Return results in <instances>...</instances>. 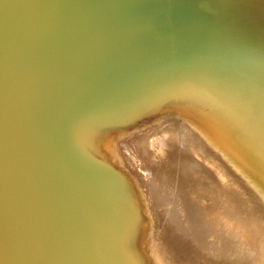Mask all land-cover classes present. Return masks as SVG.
Returning a JSON list of instances; mask_svg holds the SVG:
<instances>
[{"label":"water","instance_id":"1","mask_svg":"<svg viewBox=\"0 0 264 264\" xmlns=\"http://www.w3.org/2000/svg\"><path fill=\"white\" fill-rule=\"evenodd\" d=\"M235 1L0 0V264H121L117 175L92 141L262 58L264 3L231 19Z\"/></svg>","mask_w":264,"mask_h":264},{"label":"bare ground","instance_id":"2","mask_svg":"<svg viewBox=\"0 0 264 264\" xmlns=\"http://www.w3.org/2000/svg\"><path fill=\"white\" fill-rule=\"evenodd\" d=\"M263 3L264 0H261L260 4L262 5ZM260 52L261 51L258 49L257 53ZM261 55L262 53H260L259 57H257L254 60L255 63L253 62V65H249V68L246 67L244 70H236L235 72H231L232 76L229 78L228 76L230 75L228 73L224 71L215 70L214 71L215 76L213 78H205L200 80L188 79V81L178 82L175 85L174 90L169 89L164 91L165 96H162L163 99L173 98V97L175 98L185 97V99H189V102L191 104L190 108L195 107L196 110H198L197 113L198 115H200L199 117L187 111H185V114L189 116L192 120L191 127H189L188 129L192 130L193 128L194 133L192 131L193 133L192 135L194 136V141L195 139H197L199 144H195L194 141L191 140V137L184 138L183 134L178 135L179 132L178 126L175 119L173 118V113H179L180 109H172L171 111L165 110L164 112L158 114V118L154 117L156 118V120L152 122V124H154L153 127L146 126L143 132H139L135 136L134 135L123 136L125 139L130 140L136 138L139 141H140V135H147L146 137L148 139H150L151 137L152 139L156 138L153 140V143L151 144H148V142L143 143L144 147L141 150L140 154L138 153L142 166L143 167L145 166L146 169L151 168V170L153 168L152 172L150 170L151 175L152 173H155L153 174L155 176H152V179L155 184L154 190L150 191L148 189L150 199L147 197L148 198L147 202L149 204L151 203V199L154 196L155 197L159 195L162 196L163 194V196L165 197L163 186L166 187V184H168V182L170 181V177L171 175L174 174L175 170L178 171L175 172L176 175L178 177L181 175L182 176L181 179L183 178L184 182L185 180L186 182L187 180L189 181L191 180V182H193L197 175L201 177L203 176V178L205 177L206 179L207 178L206 175L207 174L210 175L209 172L210 170L208 171L207 168V174L205 172H202V169H204L205 171L206 166L209 165V163L207 164L205 159L201 157V155L203 154L204 157H207L209 159H215L217 163H214L212 161L211 162L217 165L219 162H222L224 159L226 160V162L232 163L236 168V170L238 171L237 174L238 178L236 179L235 177L233 178L235 179L234 182L236 184L235 185L236 189L234 188V191L236 190L235 192L237 193H235L234 195L233 192L231 199L228 200L229 191L231 192V190H233L231 188V186L233 185L232 184L233 180H232L231 183L232 185L228 186L230 187L228 188L229 189V191L227 192L228 194L224 192V195L227 194L225 196L226 200L224 199L225 201L221 199L222 197L221 194L223 195V193L219 195L216 194L224 202L227 201L226 204L231 200L232 206H231V210L228 209L230 211L228 210L225 211L224 209V213H222V217L220 216L216 218L217 216L216 217L214 216V219H212V220H216L215 221L216 224L217 223L220 224L222 221L225 222L223 226L221 224L222 226L221 231H219L221 234H217L215 231L217 230L216 228H219L218 227L219 225L216 228L213 227V231L211 229V232L217 234L214 235L212 233L214 237H212L211 234L209 235L207 231H204L202 233L200 232L201 229L204 230L208 225V224L206 226L202 225L204 223V219L201 220L199 218L200 215L199 217H196L198 216V214H196V216L193 214L194 216L192 218H190L192 215L190 217L186 215L182 218L181 216H179L181 214L180 207H182L183 209V204L185 203L184 201H186V199L184 200V198H187V196L185 197V195H187V193L184 191V189L186 190L185 187L183 189V193H186L184 194V198H181L180 196L182 195V193L180 195H178L179 193L178 194L176 193L178 198L179 199L181 198L180 199L181 201L178 199H176L175 201H179L180 204L179 202L177 203L181 206L179 207L176 204L174 205V203L171 204L173 205V207L177 208V209L173 208V210H170V214L172 216L177 217L176 222L169 221L166 215H164L160 211L155 212L150 208L151 210V211L149 210L150 220H151L150 222L154 221L155 226L160 227L161 229L159 232H157V234H156V230L150 232V237L147 240V244L148 241L151 242L150 247H152L153 250H151L150 252L151 254L150 259L155 264H219L220 262L219 260L223 261L226 259L227 256L231 254L236 256L235 259L238 264H264V189L260 188L257 184L258 181L257 176H263L264 178V113L261 110L262 108H264V100L258 98V102H255L253 111H250L251 110L250 104H247L248 106L242 105L248 103V101H251L253 99L252 98L253 91L256 90L257 95L260 94L261 90L259 88L264 83V55L262 58H260ZM239 63L240 64L237 67L242 66L241 62ZM253 83H256L258 87H255V89H253L252 88ZM214 93L218 94V96L212 97V99L206 98L213 96ZM219 95H222V97H219ZM229 96L231 98H229ZM226 97L228 98V100L226 99ZM162 98H160L161 101L163 100ZM206 99L207 100L211 99L212 103L211 104L207 103V101H205ZM230 102L235 103V105L237 106L232 105ZM159 103L161 102L159 101L157 103H154L152 106L154 107L156 104ZM143 106L144 104L140 107L141 109L136 110L137 112L136 115L133 117V119H135L140 114L147 111L148 109L152 108V107L146 108L147 106L142 108ZM160 126H163L164 131H168L165 135L159 134L160 132L158 133L156 132L158 131ZM181 128L183 129V126H181ZM149 146L153 147L154 149L153 153L149 151L150 150ZM199 150H201L202 152L201 155ZM136 151L138 152V150ZM143 153H145V155ZM119 156H120V152H119ZM152 157H154V159H156L157 161L158 167L156 168H162L161 169L162 171L170 168L171 173H167L166 176L162 174L165 178L160 174L161 175L160 177L158 172L159 170L158 169L154 170L155 167H151V166H155L152 161ZM201 161L202 162L205 161L206 164L201 163ZM119 163L121 164V162ZM244 165H246V167L252 168L254 174H249L247 172H244L241 169ZM209 166L213 168V166L211 165ZM184 171H188L190 173L189 176L186 175ZM225 171L227 170H224L223 172ZM218 172H221V168L220 170H218ZM218 172L216 173L217 175ZM227 174H224V176ZM145 176H148L147 173ZM230 177L232 178V176ZM167 178H169L168 182H167ZM218 178L216 179L217 181L215 180L216 182L220 180V178L219 179ZM240 178L241 180H239ZM181 179H179V181H181ZM196 181H195L196 183H200L199 182L200 177H199V181L198 179H196ZM215 181L212 182L209 180V183L207 182L205 183L209 185L211 182L213 184ZM220 181L222 182L223 180ZM171 183L173 185L174 182L172 181ZM175 183L177 182L175 181ZM188 183L190 185V182ZM188 183L185 184L187 185ZM219 184L222 185V183ZM229 184L230 183H228V185ZM200 185L197 188H194L192 186L193 189H195V191L189 188V190L191 189L190 193L192 194L193 197L197 196V194L198 196L200 195L198 190H196L201 187ZM217 186L220 187V185ZM207 187H204L205 190ZM211 187H209V191ZM219 187L218 188L216 187L214 190L219 189ZM222 187H224V184L221 186V188ZM177 188H179V186ZM180 189L182 191V188ZM180 189H176V191L180 192ZM225 189L227 191V186L225 187ZM201 190L205 192L203 188L199 189V191ZM212 191L209 192V194L215 193V191L214 192ZM221 192H223V190H221ZM206 193L208 194V189L206 190ZM172 195H174V193ZM188 196H189L188 198L190 199L191 195L188 194ZM201 196H203V194ZM206 196L207 195H204L205 198H207ZM218 196L216 197L218 198ZM232 197H234V199H232ZM201 198L202 197H200V199ZM205 198L204 200H207V202H209L208 205L209 206L210 204L212 205L211 201L210 200L208 201V199ZM212 199L213 197H211V200ZM195 201L196 200L193 199L191 202H195ZM196 202L200 203L201 201L199 202L196 201ZM217 202L215 204L213 203V205L215 206ZM219 203H221V201H219ZM184 205L186 206V204ZM220 205L218 204L219 207ZM202 206L200 207V210L204 208H205L204 210L209 209V206L207 207V204L206 207L203 206L204 208H202ZM212 206H210V208H212ZM189 211L191 212L192 209L188 207V212ZM207 213H210V211H207ZM208 216H212V214ZM209 224L211 225L212 223ZM229 226H232V228L236 229V231L240 228L239 233L237 234L236 232L233 233L229 232L227 230V227ZM177 227H179L181 232L183 233V234L181 233L182 234L181 236L177 235L174 232L171 233L173 228H177ZM183 235H185V237ZM173 237H176L178 239V242L176 244L173 242ZM209 237L213 240L208 239ZM185 238L186 240H184ZM225 242L231 245L233 244V246L229 245L228 247L226 245V249H223L224 245L222 246V244ZM181 243L186 254L191 257L184 256L182 252H180L177 249V246L181 245ZM250 243L254 245H251ZM190 244H192V246H189ZM194 246H196V248H194ZM255 246L257 248H255ZM193 254L196 257H192Z\"/></svg>","mask_w":264,"mask_h":264},{"label":"rangeland","instance_id":"3","mask_svg":"<svg viewBox=\"0 0 264 264\" xmlns=\"http://www.w3.org/2000/svg\"><path fill=\"white\" fill-rule=\"evenodd\" d=\"M246 2H247V0H239L238 2L237 1L234 2L233 8H231V11H232V15L230 16L231 19H233L234 14L241 15V14L244 13L245 16L251 15L252 12H250L248 10V7H247V3L248 2L247 3ZM208 32H204L205 36L208 35ZM193 48L197 49V46H193L192 49ZM171 56L172 57L175 56L174 57V59H175L176 57H180L181 55L178 54V53H172ZM192 67H197V65L193 64ZM206 98H209V97H206ZM205 101H207V103H209V104L212 103L211 99H208V100L206 99ZM190 107H191V104L189 102V99H185V97H179L177 99H172V100L165 101L164 103H162L160 105H157V106L149 109L148 111L142 113L141 115H139L137 118H135L133 121L127 123L126 125L116 126L114 128L107 129V131H105V132H99L95 136L93 141H92V145L95 147L96 150H98L99 158H101L100 161H104L105 164L108 166V168L111 169L117 175V176H112V186H114V187L117 186L118 196H119V201H120V209L122 210L121 211V216H124V217L123 218L121 217V219L119 220V224L114 227V229L120 234L119 238L116 239L118 252H116L114 250V247H112L111 252H112L113 255L118 253L119 255L122 256L123 252H121V251L122 250L126 251V257H125V259H122L121 264H124L123 261H126L125 264H155L150 259V256H151L150 252H151V250H153V248L150 247L151 246V244H150L151 242L150 241H148V244H147V240L150 237V232L156 230V234H157V232H159L161 229H160V227H156L155 226L154 221L150 222L151 220H150L149 210L151 208L155 212L160 211L161 213H163L164 215L167 216L169 221L176 222L177 221L176 220L177 217L176 216H172L170 214V210H173V208H176V207H173V205H171V204L174 203V205L176 204V205H178L180 207L181 206V205H179L180 202L179 201H175V200L176 199L180 200L181 198H184V194H186V193H187V195H185V197L187 196V198H188L189 197L188 194L191 195V196H190V199L188 198V200H187V198H184V200L186 199V201H184L185 202L184 204H186L187 208L183 204V209H182V207H180V213L181 214L179 216H181V218H182V217H184L186 215L189 216V217L192 215L190 217V218H192L194 215L196 216V214H198V216H196V217H199V215H200L199 218L201 220L204 219V223L202 225L206 226L208 224L204 230H202V229L200 230L201 233L204 232V231H207L209 235L210 234L212 235V237H214V235L216 233L217 234H221L219 231H221V227L223 226V224H225V222L222 221L220 224L219 223L216 224L215 223L216 220H212V219H214V216L215 217L217 216L216 218H218L220 216L222 217V213H224V209H225V211L228 210V209L231 210L232 201L230 200L227 204H226L227 201L226 202H224V201L226 200L225 196L228 194L227 192L229 191L228 188H230L228 186H231L233 184L231 186V188L233 190H231V192L229 191L228 200L231 199V196H232L233 192H234L233 193L234 195H235V193H237V192H235L236 190L234 191V188L236 189V187H235L236 184H235L234 180L236 178H238V175H237L238 171L236 170V168L234 167V165L232 163L226 162V160L223 159L222 162L218 161L220 163V164L218 163V165H219L218 166L217 164H214V163H217V161H215V159H209L207 157H204L203 156L204 154L201 155L202 152H201V150H199L201 157L203 159H205L207 164L209 163V165L213 166V168H214L213 169L209 165H207L208 167L206 166L205 171H204V169H202V172H205L207 174V168H208V171L210 170L209 171L210 175H212L213 177L208 175V174L206 175L204 173L207 176L206 179L208 181L205 179V177L203 178V176L201 177V176L197 175L195 179L192 178V179H194L193 182H191V180L190 181L187 180V182H186L185 179L187 177L184 179L185 180V182H184L183 178L181 179V177H182L181 175L179 177L176 175L175 172H178V171L175 170V172L173 171L174 174L171 175V177H170V181L172 180L174 182L173 183L174 186L171 183L172 181L171 182L169 181L170 183L168 182L169 178H167L168 184H166L167 183L166 182L165 183L166 187L163 186L165 197L163 196V194H162V196L161 195H159L157 197L154 196V197H152L151 203L149 204L147 202L148 198L150 197L149 196V190L150 191L154 190V185L155 184H154V181L152 179V176H155V175H153L155 173H152V175H151V172H152L153 168L151 170V168L146 169L145 166L144 167L142 166V164L140 162L139 154H140L141 150L144 147L143 143L148 142V144H151V143H153V140L156 139V138L152 139V137H151L150 139H148L146 137L147 135H140V141H139L136 138L129 140V139H125L123 137V136H128V135H132V136L134 135L135 136L139 132H143L144 128L146 126L153 127L154 124H152V122L156 120V118H154V117L158 118V114L164 112L165 110L171 111L172 109H180L179 113H173V118L175 119V121L177 123V126H178V131H179L178 135L179 134H183L184 138H190L191 137V140L194 141V136L192 135L194 133L193 128H192V130L188 129L189 127H191L192 120H191V118L189 116H187L185 114V111H187L189 113H192V114H194L197 117H199L200 115H198V113H197L198 110H196L195 107H192V108H190ZM163 126H165V125H163ZM163 126H160L158 131H156V132L157 133L160 132L159 134H164L165 135L168 131H164ZM181 126H183V129L181 128ZM192 131H193V133H192ZM108 133H110V134H108ZM196 135H197V133H196ZM194 143L195 144H199L197 139H195ZM184 146H185V144H184ZM118 149H120V150H118ZM149 149H150L149 151L151 153H153V151H154L153 147L149 146ZM136 150H138V152ZM119 152H120V156H119ZM143 154L145 155V153H143ZM106 156H108V157H106ZM152 161H153L155 166H151V167H155L154 170L158 169L159 170L158 171L159 175L163 174V175L166 176L167 173H171V169L170 168L165 169L163 171L161 170L162 168H156V167H158V164H157L156 159H154V157H152ZM205 161L204 162L201 161V163H205L206 164ZM211 161L214 162V163H212ZM119 162H121V164ZM151 162H150V164H151ZM226 163H228V164H226ZM220 168H221V172H218V170H220ZM241 169L244 172H247L249 174H254L253 169L250 168V167H246V165H244ZM150 170H151V172H150ZM173 170H174V168H173ZM224 170H227V171L223 172ZM213 171H215V172H213ZM184 172H185L186 175L189 176L190 173L188 171H184ZM217 172H218V175L216 174ZM146 173H147L148 176H145ZM222 173L227 174V175L224 176V174H222ZM161 175H160V177H161ZM230 176H232V178ZM175 177H176V179H175ZM199 177H200V181H199ZM218 177L220 178V180H223L222 182L220 180L218 181L219 183H222V185L224 184V187H222V188H221L222 185L219 184L218 182H216L217 181L216 179ZM234 177H235V179H233ZM173 178H174V180L177 183H175ZM224 178H225V180H224ZM179 179H181L182 183H181V181H179ZM196 179H198V181L201 183V185H200V183H196L197 182ZM257 179H258V181H257L258 186L260 188L264 189V178H263V176H257ZM209 180L212 181V182L215 181V180L216 181L213 184L211 182L208 185L205 182L209 183ZM232 180H233V183H232ZM239 180H241V178ZM226 181H228V182H226ZM188 182H190V185H189ZM185 183H188V184L186 185ZM192 183H194L195 185L192 184ZM228 183H230V184L228 185ZM175 184H176L177 187L179 186V188H177L175 186ZM196 185H198V186H196ZM199 185L201 187L196 189V190H198L200 195L198 196V194H197L198 197L197 196L193 197L192 194L190 193V191H191V189H193V187L197 188V187H199ZM205 185H207L209 187L212 186L210 191H209V187H207ZM217 185H220V187L217 186ZM226 186H227V191L225 189ZM184 187L186 188V190L184 189ZM204 187H207L206 190L208 189V194L206 193V190H205ZM216 187L217 188L219 187V189L214 190ZM180 188H182V191H181ZM189 188H191V189L189 190ZM201 188H203L205 190V192L202 191V190L199 191V189H201ZM173 189L175 190V192H174ZM176 189H180V192H177ZM183 189H184V191L186 193H183ZM193 190L195 191V189H193ZM212 190H214L215 193H210L211 197H213V199L211 200L209 192H211ZM217 190H218V192H217ZM221 190H223V192H221ZM168 191H171V192H168ZM214 191H212V192H214ZM224 192L227 193V194L224 195ZM173 193H174V195H172ZM176 193L177 194L179 193L178 195H180L182 193V195H180L181 196L180 199L178 198ZM221 193H223V195ZM230 193H231V195H230ZM202 194H203V196H201ZM213 194H215V195L216 194H218V195L221 194V196H222V197L220 196L221 199H223V200L225 199V200L223 201V200H221L219 198L218 195H216V196H218V198H217ZM166 195H167V198H166ZM204 195H207L206 196L207 198H205ZM176 196H177V198H176ZM223 196H224V198H223ZM200 197H202L201 198L202 200L200 199ZM209 197H210V199H209ZM204 198L208 199V201L210 200L212 205H213V203L215 204L217 201L218 202H217V204L215 206L214 205L212 206L210 204V206H212V208H210V206L208 205L209 202H207V200H204ZM168 199H170V200H168ZM193 199H195L198 202L201 201L200 203H202V202L203 203L200 204V203H197L196 201L195 202H191ZM232 199H234V197H232ZM213 200H215V201H213ZM219 201H221V203H219ZM177 202H179V204ZM193 203H195V204H193ZM204 203H206L207 207L209 206V209H211V210H209V209L208 210H204L205 208L203 206L206 207V204H204ZM218 204L219 205L221 204L222 206L220 205V207H219ZM189 205L193 206V207H190ZM195 206H197V207H195ZM201 206L204 209L200 210ZM226 206H229V207H226ZM188 207L190 209H192V211H191L192 213L190 211L188 212ZM217 207H218V209H217ZM183 210H185L186 212L183 211ZM230 210H228V211H230ZM181 211H183V212H181ZM207 211H210V213H207ZM218 212H219V214H218ZM211 214H212L213 217L212 216H208V215H211ZM214 214H216V215H214ZM173 215H175V214H173ZM228 215H229V213H228ZM209 223H212L211 225H213V226H211ZM221 224H222V226H221ZM217 226L220 229L216 228ZM186 227H187V225H186ZM213 227H215L217 229V230H215V228H214V230L216 231L215 234H214V232H211V229L213 231ZM209 229H210V231H209ZM227 230L229 232H231V233L236 232L238 234L240 228L236 231V229H233L232 226H229V227H227ZM173 232L176 233L179 236H181L183 234L179 227L173 228L171 233H173ZM183 236L185 237V235H183ZM109 237L111 238L112 234L109 233ZM208 239L213 240L210 237ZM184 240H186V238ZM173 242L176 244L178 242V239L176 237H173ZM113 243L114 242L111 241V245H113ZM250 244L254 245L252 243H250ZM223 245H224L223 249H226V245L228 247H229V245L233 246V244L231 245V244H228L226 242L223 243L222 246ZM189 246H192V244H190ZM194 248H196V246H194ZM255 248H257V247L255 246ZM177 249L180 252H182V254L184 256H189L184 251L182 243H181V245L177 246ZM163 255H164V253H163ZM189 257H191V256H189ZM192 257H196V256L193 254ZM235 257L236 256L231 254V255L226 257V259H225L226 261L225 260H223V261L219 260L220 261L219 264H223V263L224 264H238L236 262Z\"/></svg>","mask_w":264,"mask_h":264}]
</instances>
